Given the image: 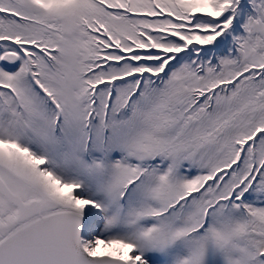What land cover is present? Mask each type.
I'll use <instances>...</instances> for the list:
<instances>
[{
  "label": "snow or ice",
  "instance_id": "6c2138e0",
  "mask_svg": "<svg viewBox=\"0 0 264 264\" xmlns=\"http://www.w3.org/2000/svg\"><path fill=\"white\" fill-rule=\"evenodd\" d=\"M0 264H264V0H0Z\"/></svg>",
  "mask_w": 264,
  "mask_h": 264
}]
</instances>
